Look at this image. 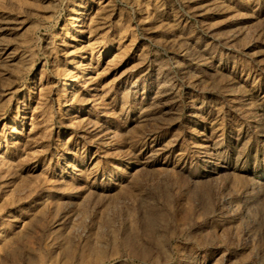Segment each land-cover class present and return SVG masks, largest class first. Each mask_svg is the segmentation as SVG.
Here are the masks:
<instances>
[{
    "label": "rangeland",
    "instance_id": "obj_1",
    "mask_svg": "<svg viewBox=\"0 0 264 264\" xmlns=\"http://www.w3.org/2000/svg\"><path fill=\"white\" fill-rule=\"evenodd\" d=\"M0 264H264V0H0Z\"/></svg>",
    "mask_w": 264,
    "mask_h": 264
},
{
    "label": "bare ground",
    "instance_id": "obj_2",
    "mask_svg": "<svg viewBox=\"0 0 264 264\" xmlns=\"http://www.w3.org/2000/svg\"><path fill=\"white\" fill-rule=\"evenodd\" d=\"M67 82H68V79H65L64 82H63L64 86L67 85ZM106 116H107V115H106ZM102 117H105V115L102 116Z\"/></svg>",
    "mask_w": 264,
    "mask_h": 264
}]
</instances>
